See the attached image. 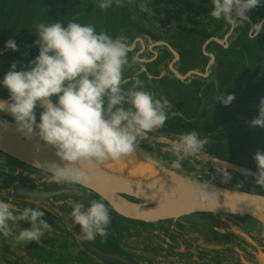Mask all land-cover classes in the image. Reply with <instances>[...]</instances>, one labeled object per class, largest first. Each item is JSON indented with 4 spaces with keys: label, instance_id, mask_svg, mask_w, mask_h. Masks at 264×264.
<instances>
[{
    "label": "clouds",
    "instance_id": "1",
    "mask_svg": "<svg viewBox=\"0 0 264 264\" xmlns=\"http://www.w3.org/2000/svg\"><path fill=\"white\" fill-rule=\"evenodd\" d=\"M113 3L120 5L121 0H99L98 7L104 10ZM211 4L208 15L223 19L234 32L249 22V11L260 6L261 0H211ZM262 30L264 20L251 24L248 38L254 40ZM35 32L38 39L34 44L39 54L20 71L16 70L18 62L10 65L0 81L9 91V101H0V112L11 113L18 132L26 138L36 132L56 150V157L66 162L65 167L36 163L50 173V183L87 186L90 178L72 165L103 164L133 153L138 138L164 126L168 119L166 109H171L172 104L166 98L155 99L140 80L127 90L121 87L128 64L123 36L113 38L97 32L92 25L72 21L66 26L60 21L41 22ZM6 48L18 50L14 39L6 42ZM53 97L57 99L54 101ZM234 100L233 94L216 97V103L224 106ZM37 106L42 109L39 123ZM249 125L264 128V98L258 104V116ZM206 144L207 139H201L196 131L180 134L168 149L176 157L173 167L180 168L182 160L200 152ZM253 159L258 169L255 182L264 186V151L257 150ZM226 168L219 170L225 183L231 179ZM72 209L71 217L80 226L81 240L92 241L97 235L107 238L111 217L103 202L92 200L87 208L82 202L73 203ZM44 215L35 207L14 214L7 203L0 201V234L12 236L9 221H27L31 227L20 229L13 237L15 242L40 243L41 237L52 231V226L42 219Z\"/></svg>",
    "mask_w": 264,
    "mask_h": 264
},
{
    "label": "rangeland",
    "instance_id": "2",
    "mask_svg": "<svg viewBox=\"0 0 264 264\" xmlns=\"http://www.w3.org/2000/svg\"><path fill=\"white\" fill-rule=\"evenodd\" d=\"M2 1L0 0V3ZM72 2L79 6L80 13L71 17L68 22L81 23L82 20L75 18L90 14L89 21L84 25H92L97 32H105L108 35L132 28L144 31L152 37L177 36L186 39L188 43H195L196 36L208 32L216 21L208 15L212 10L211 0H121L120 5L113 3L104 10L98 7L99 0ZM20 16L21 22L14 26L15 29L10 28L8 39L0 40V81L13 62H18L16 70L20 71L22 66H27L39 54V48L34 41L38 39L36 26L41 22L45 23L47 19L43 0H29L28 6ZM62 23L67 25L66 22ZM9 39L15 40L17 51L6 48ZM9 95V91L0 83V98L9 101ZM261 98H264V77L257 76L248 96L243 97L239 106L229 110L228 114H223V117L220 116L215 123L199 124L196 130L201 139H207V144L226 143L232 148L230 155L235 156L236 163L256 172L258 169L253 156L257 150L264 151V128L250 127L249 122L258 116ZM41 111L37 106V123ZM3 113L15 123L11 113ZM167 114L168 119L164 126L138 138L137 144L156 159L158 156L173 166L176 157L168 150L170 143L180 134L193 130L182 128L177 115L168 111ZM222 168H226L231 176L226 183L219 173ZM177 169L195 179L264 194V186L255 182V176L245 175L239 168L222 160H217L214 164L192 154L182 160L181 167ZM47 177L48 175L31 169L27 164L0 151V201L7 203L14 214H19L26 207L39 208L45 213L42 219L52 226V231L41 237L40 243L33 241L17 244L13 237L18 235L20 229L30 228L31 224L27 221L15 224L9 221L12 236L4 237L0 234V241L8 245L6 249L0 246V264H104L79 243V237L65 226L56 211L41 206V202L34 198L14 194V183H33ZM103 200L109 212L116 213L104 198ZM194 216L197 217L196 221L185 219L181 228L179 221L167 222V232L163 227L160 228L159 243L162 244L163 250L159 251L161 254H156V257L151 256L157 260L155 263L147 261L145 264H216V261H219V252H222L221 257L226 259L224 264H264L262 213L258 217H239L197 212ZM239 224L244 225L240 227ZM219 238H222L221 243L218 242Z\"/></svg>",
    "mask_w": 264,
    "mask_h": 264
},
{
    "label": "flooded vegetation",
    "instance_id": "3",
    "mask_svg": "<svg viewBox=\"0 0 264 264\" xmlns=\"http://www.w3.org/2000/svg\"><path fill=\"white\" fill-rule=\"evenodd\" d=\"M248 16L249 22H245L234 32L230 31V26L223 19L216 20L208 32L196 36L195 43H188L186 39L177 36L152 37L144 31L132 28L113 32L109 36H123L128 49V64L123 72L121 87L127 90L135 81H142L144 90L151 92L155 99L166 98L171 102V109L166 111L171 114L176 112L174 115L180 118L182 128L196 131L199 124L217 122L220 116L228 114L229 110L239 106L244 96H248L257 76L264 77V30L254 40L248 38L251 24L264 20V0H261L260 6L250 10ZM223 93L235 96V100L228 106L216 103V97ZM52 99L55 101L57 97ZM0 115L10 118L3 112H0ZM157 159L167 167L185 174L160 157L157 156ZM28 167L50 175L30 165ZM37 181L14 183L13 191L16 185H23L42 191L59 192L46 197H30L15 191L14 194L34 198L41 202V206L49 207L51 211H64L73 222V203L82 202L85 208L90 206L92 200L104 203L101 196L80 184L50 183L48 178ZM194 214L150 223L142 220L129 223L118 221L116 213L109 212L111 221L107 238L97 235L91 242L104 252L121 256L136 264H145L147 261L155 263L157 260L151 256L156 257V254L163 250L162 244L159 243L160 228L163 227L166 231L169 221H179L181 228L185 219L190 222L197 220ZM237 216L241 217L238 214ZM59 219L69 228L62 217L59 216ZM243 225L239 224L240 227ZM218 242L221 243L222 238H219ZM0 246L8 248V245L1 241ZM219 254L216 264H224L226 259L221 257L222 252ZM100 261L104 264H124L116 259Z\"/></svg>",
    "mask_w": 264,
    "mask_h": 264
},
{
    "label": "water",
    "instance_id": "4",
    "mask_svg": "<svg viewBox=\"0 0 264 264\" xmlns=\"http://www.w3.org/2000/svg\"><path fill=\"white\" fill-rule=\"evenodd\" d=\"M0 101L8 100L0 98ZM4 112L9 113L7 111ZM4 124L7 127H3L2 125ZM136 148L143 151L151 159L171 172L177 188L174 193L159 194L149 190L150 188L144 189L130 183L112 184L108 177L93 171L84 162L72 165V167L80 169L90 178V183L85 187L102 196L116 211V216L150 223L197 212L222 214L225 216L238 214L251 217H258L260 213L264 212L263 193L253 192L248 189H235L225 185L195 179L167 167L140 145L137 144ZM0 151L43 171L46 170L42 167L35 166L36 163L40 165L56 163L60 167L67 166L66 162H62L56 157V150L42 141L36 132H34L31 138H26L16 130V124L14 122L1 115ZM194 155L214 164L217 163V160L228 162L239 168L242 173L247 172L253 176L257 173L251 168L230 160L221 159L205 151H200ZM14 191L17 194L30 197H46L59 192L42 191L23 185H16ZM56 213H60L59 216L68 225L69 230L79 237V243L100 260L106 262L109 259H116L124 264H136L121 256L104 252L91 241L81 240L80 226L75 224L66 212H59L58 210Z\"/></svg>",
    "mask_w": 264,
    "mask_h": 264
},
{
    "label": "bare ground",
    "instance_id": "5",
    "mask_svg": "<svg viewBox=\"0 0 264 264\" xmlns=\"http://www.w3.org/2000/svg\"><path fill=\"white\" fill-rule=\"evenodd\" d=\"M90 169L110 179L112 184L130 183L159 194H169L176 191V185L171 172L151 159L147 154L135 151L117 161H107L103 164H89ZM264 219V212H262Z\"/></svg>",
    "mask_w": 264,
    "mask_h": 264
},
{
    "label": "trees",
    "instance_id": "6",
    "mask_svg": "<svg viewBox=\"0 0 264 264\" xmlns=\"http://www.w3.org/2000/svg\"><path fill=\"white\" fill-rule=\"evenodd\" d=\"M28 3L29 0H12L11 3H6L3 0L0 3V40L5 41L8 39L10 28L13 27L15 29L14 26L21 22L22 19L20 15L24 12L25 7L28 6ZM43 3L46 6L47 12V19L45 23H54L56 22L55 20L67 23L71 17L80 13L79 6H76L72 0H43ZM89 15L78 16L75 20H82L80 24L84 25L87 21H89ZM202 150L221 159L234 162L237 161L235 156L230 155L232 148H230L226 143L218 142L214 144H206Z\"/></svg>",
    "mask_w": 264,
    "mask_h": 264
},
{
    "label": "crops",
    "instance_id": "7",
    "mask_svg": "<svg viewBox=\"0 0 264 264\" xmlns=\"http://www.w3.org/2000/svg\"><path fill=\"white\" fill-rule=\"evenodd\" d=\"M115 217L117 218L118 221H122V222H129V223H134V221H137V219H130V218H125V217H119V216H116Z\"/></svg>",
    "mask_w": 264,
    "mask_h": 264
}]
</instances>
